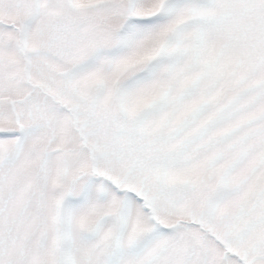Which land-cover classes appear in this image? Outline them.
<instances>
[{
    "label": "rangeland",
    "instance_id": "rangeland-1",
    "mask_svg": "<svg viewBox=\"0 0 264 264\" xmlns=\"http://www.w3.org/2000/svg\"><path fill=\"white\" fill-rule=\"evenodd\" d=\"M0 264H264V0H0Z\"/></svg>",
    "mask_w": 264,
    "mask_h": 264
}]
</instances>
